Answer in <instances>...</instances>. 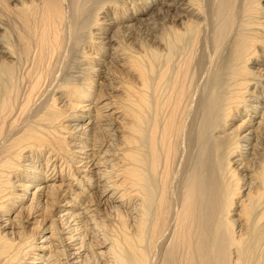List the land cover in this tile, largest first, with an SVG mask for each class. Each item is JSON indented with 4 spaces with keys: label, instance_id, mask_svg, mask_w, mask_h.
I'll list each match as a JSON object with an SVG mask.
<instances>
[{
    "label": "bare ground",
    "instance_id": "bare-ground-1",
    "mask_svg": "<svg viewBox=\"0 0 264 264\" xmlns=\"http://www.w3.org/2000/svg\"><path fill=\"white\" fill-rule=\"evenodd\" d=\"M96 262L264 264V0H0V264Z\"/></svg>",
    "mask_w": 264,
    "mask_h": 264
},
{
    "label": "rangeland",
    "instance_id": "rangeland-1",
    "mask_svg": "<svg viewBox=\"0 0 264 264\" xmlns=\"http://www.w3.org/2000/svg\"><path fill=\"white\" fill-rule=\"evenodd\" d=\"M25 225L28 226V229H31V228H33V227L35 226L34 223H29V222H26V221H25ZM59 226H60V225H59ZM48 234H50V232H47V235H48ZM36 251H37V250H36ZM47 254H48V253H46V255H47ZM37 260H39V259H37ZM39 262H41V261H39ZM97 263L100 264V262H96L95 264H97ZM101 264H103V262H102Z\"/></svg>",
    "mask_w": 264,
    "mask_h": 264
}]
</instances>
